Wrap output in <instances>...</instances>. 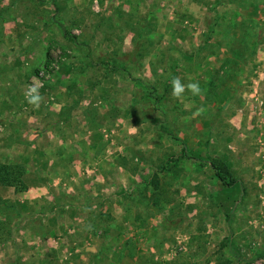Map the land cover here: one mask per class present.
Instances as JSON below:
<instances>
[{"label": "rangeland", "instance_id": "1", "mask_svg": "<svg viewBox=\"0 0 264 264\" xmlns=\"http://www.w3.org/2000/svg\"><path fill=\"white\" fill-rule=\"evenodd\" d=\"M5 163L0 264H264V0H0Z\"/></svg>", "mask_w": 264, "mask_h": 264}, {"label": "trees", "instance_id": "2", "mask_svg": "<svg viewBox=\"0 0 264 264\" xmlns=\"http://www.w3.org/2000/svg\"><path fill=\"white\" fill-rule=\"evenodd\" d=\"M57 4V3H55ZM61 25V24H60ZM63 32L64 39L67 42L76 43V38L69 35L66 28L64 26H60ZM213 33V30H211V34ZM120 65V64H119ZM177 66V64H176ZM48 67V66H47ZM120 68H122L124 71H127L124 66L120 65ZM169 91V87L166 88V92ZM155 94H157V91L155 89ZM157 98V96H156ZM185 159H188V157H184ZM211 168L215 173L216 178L219 180L223 188L225 189H233L236 186L240 184V182L235 178V174L232 170V168L226 164L224 161L219 160H213L211 163ZM27 176V170L26 167L19 165V164H0V184L7 188H12L16 191V193L22 194L29 190L27 183L25 181ZM160 184L161 181L158 176H155L152 181V186L154 187L156 192L160 191ZM242 187V185L240 184ZM231 219V215L228 217V220ZM231 240H227L226 244L230 248L231 253L239 258L234 251V248L231 244ZM264 259V258H263Z\"/></svg>", "mask_w": 264, "mask_h": 264}, {"label": "clouds", "instance_id": "3", "mask_svg": "<svg viewBox=\"0 0 264 264\" xmlns=\"http://www.w3.org/2000/svg\"><path fill=\"white\" fill-rule=\"evenodd\" d=\"M173 95L179 97L185 92V89H189L193 95H196L200 92V86L198 83H189L187 85L183 84L179 78H174L172 80ZM26 101L34 106H39L41 101V96L36 87L29 86L27 91L24 93ZM136 127L132 126L134 131Z\"/></svg>", "mask_w": 264, "mask_h": 264}]
</instances>
